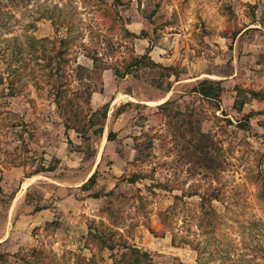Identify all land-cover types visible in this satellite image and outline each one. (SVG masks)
Returning a JSON list of instances; mask_svg holds the SVG:
<instances>
[{
  "label": "rangeland",
  "instance_id": "obj_1",
  "mask_svg": "<svg viewBox=\"0 0 264 264\" xmlns=\"http://www.w3.org/2000/svg\"><path fill=\"white\" fill-rule=\"evenodd\" d=\"M108 1L0 0L1 264H139L131 247L156 264H264V98L251 94L264 92V0H123L125 25L150 38L122 50L152 42L169 68L124 78L98 36L122 34L100 16ZM59 13L75 24L57 29L47 17ZM31 36L78 38L54 74ZM95 48L107 53L96 70ZM204 78L221 82L220 109L195 92ZM202 203L217 212L213 232L199 227Z\"/></svg>",
  "mask_w": 264,
  "mask_h": 264
},
{
  "label": "trees",
  "instance_id": "obj_2",
  "mask_svg": "<svg viewBox=\"0 0 264 264\" xmlns=\"http://www.w3.org/2000/svg\"><path fill=\"white\" fill-rule=\"evenodd\" d=\"M123 4H124L123 0H110L105 3V6L101 13L102 15H100L104 18V20H109L111 23V26L113 24L119 26V29L122 32L121 36H116V37L114 35L107 34V30L109 28L105 29L106 31L102 33H98L99 38L101 36L103 37L102 38L103 40L101 41L109 44L111 47V50H113V53L115 51H119V56H117L118 58H115L116 54L115 56L113 55L111 56L112 58H115L116 60V66L114 69L115 75L119 78H124L131 74L136 76V71L141 67H152V68L153 67H164L161 63L156 62L151 56V52L153 51V47H154L152 42L149 44V46L145 49L144 53L141 55H136L134 50L132 49H131V52H127V54L122 50L123 48H125L124 47L125 42L127 43V41H129L130 39H140V38L149 39L150 38L149 33L147 31L142 30L141 33H136L130 30L125 25L123 21V17L120 14V10H119V7ZM47 18L54 21V24L57 25V29H60L62 27L73 26L75 24L73 22L72 16L67 15V14L64 15V14L59 13L57 18H55V16H50ZM77 38L78 37H74V36H57L52 39L49 36H46L43 38H36L34 36H31L29 37V40H30L31 45H34L33 46L34 47L33 49L35 51L34 55H36L37 58H55L56 59V72H54V74H57V72L63 70L64 67L70 62V57L68 56L69 51L71 47L75 44ZM99 42L100 41H98V43ZM39 47L42 48L41 52L37 51ZM50 50H51V53L48 54V51ZM105 56H107V53L99 52L97 48H95L92 54H89L88 57L92 59L94 70L97 69L98 64L100 62L104 61L103 59L106 58ZM79 67L82 69H85L84 66H79ZM164 68L169 69L168 67H164ZM176 76L179 77V74L176 73ZM195 92L200 94L203 99L215 100L217 109H220V102H221V97H222V92H223V88L221 86L220 81L211 80L209 78H204L197 84V88L195 89ZM251 94L254 98H257V99L264 98L263 91L261 92V91L251 90ZM168 103H169V100L164 102V104H168ZM109 105H110L109 103H106L102 106V110H104L103 111L104 117L107 116V110H108ZM98 111L99 110L93 111L92 116L97 115ZM254 113H255L254 111H251L250 113L244 115L243 122L240 123L241 125L239 124L241 128L249 129L250 119L253 117ZM114 138H115V134L112 131H110V133L108 134V140H113ZM53 169H54L53 167L52 168L49 167L46 169L42 168V169L37 170V172L35 173H39L41 171H52ZM97 173L98 171L92 174L91 177L88 179V181L85 182L81 186L83 190L89 191L96 184ZM140 178L141 176L137 177V175L134 174L132 175V177L127 178V181H129L130 183H135ZM114 193H115L114 190H111L105 194L100 191H97L92 195V197L94 198H99L101 196L109 197V196L114 195ZM203 200L209 201L206 197H204ZM103 210L107 211L108 215L111 218H113L114 222H119L120 215L118 214L117 210L114 208L113 204L109 203V205L106 206ZM202 213H203V216L199 222V227L206 231L213 232L216 229L217 224L219 222L217 219L218 215H217L216 210L212 206L208 207L206 206V204L202 203ZM101 224H103V222H101ZM151 231L154 232V230H151ZM90 234L94 238H97L100 241H102L104 245L107 246L108 248L110 249L115 248V245L113 244L108 245L106 244V242H104L105 241L104 234H99L98 232H95V233L92 232V227L90 230ZM110 234L113 235V233H110ZM174 237L175 236H173V239H176ZM120 243L125 248L129 247L126 241H123ZM43 252H46V251L44 249L38 251V253L40 254H44ZM131 252L135 253L134 254L135 261H137V263L139 264L140 263L141 264H156L152 262L151 260H149V262H146V260L144 259L145 260L144 261L143 258L145 256L149 258V254L147 252H142L139 248L131 247ZM3 258H5V254L0 253V264Z\"/></svg>",
  "mask_w": 264,
  "mask_h": 264
}]
</instances>
